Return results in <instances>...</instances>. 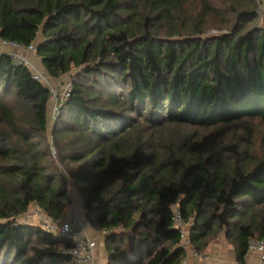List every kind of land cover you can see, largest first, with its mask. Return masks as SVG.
<instances>
[{
  "label": "trees",
  "instance_id": "16d2710c",
  "mask_svg": "<svg viewBox=\"0 0 264 264\" xmlns=\"http://www.w3.org/2000/svg\"><path fill=\"white\" fill-rule=\"evenodd\" d=\"M259 8L258 0H0V39L36 44L55 79L79 69L50 139L51 90L0 54V93L18 103L0 97V264H77L65 252L72 239L60 247L57 233L19 219L32 204L62 219L70 180L88 222L106 231L107 264H181L177 204L198 252L226 232L244 264L249 239L264 235V158L210 132L264 122ZM213 28L225 30L209 35Z\"/></svg>",
  "mask_w": 264,
  "mask_h": 264
},
{
  "label": "rangeland",
  "instance_id": "374dc122",
  "mask_svg": "<svg viewBox=\"0 0 264 264\" xmlns=\"http://www.w3.org/2000/svg\"><path fill=\"white\" fill-rule=\"evenodd\" d=\"M258 2H259V7H260L259 11L261 12V18L260 20L258 21L256 20V21L258 22L260 26L261 25L263 26L264 25V0H258ZM226 21L227 19L225 20V22ZM224 30L225 28L223 30L213 28L208 31V34L209 35L217 34L219 31H224ZM0 50H2V48H0ZM26 53L27 55H29V57L31 58L33 62V65L38 70L40 69V70L45 71L41 63V60L37 58L36 54L30 53V52H26ZM77 71H79V69L76 68L72 72L66 75H63L60 78H56V79L51 78L50 83L49 82L45 83L48 86L50 84L51 87L55 90L54 95H52L51 97L49 111H48V116H49L48 134H49L50 139H52V133H53L55 122H56L55 117L59 114L58 111L55 112V107L56 105L59 104V100H56L55 94L60 95L65 85H67V83L72 80L73 78L72 75L74 73L76 74ZM124 93H125L124 91L119 90V95H123ZM0 94H1L0 97L3 100L7 101L8 103L14 106L18 105L12 92L10 93L1 92ZM190 130L194 131L193 128ZM221 132L222 134H224V136H227L229 139L239 141L240 145H242L243 147H247L250 153L253 155L254 159L264 158V122L260 118H245L242 121L233 123L232 125L225 127L223 129L221 128V129L213 130L210 133H212L217 138V136ZM69 188H70V194L72 197V203L66 209L65 215L62 219L69 217L71 213L73 212H77L79 215V224L77 225V228H79L83 226V223L86 224V219H87V218L84 219V216L86 215V213L83 207L84 205L83 198L72 180H70ZM45 217L47 216L41 211V209L36 204H32L29 207V210L27 211V213L22 215L19 219L22 222H28V223H32L35 225H41L43 218ZM90 226L92 225L90 224ZM57 236H58L60 247H64V245L72 239V236H65V235H60V234H58ZM102 236H103L102 239L106 237L105 234H102ZM221 238H225L227 248L231 249V251L229 252V255H231L233 258L236 259L237 264H241L237 260V256L235 252V245L228 239L226 232H221L216 237L212 238L207 248H205L202 252H199L200 256L196 259H198L199 261H204V260L211 261V259H213L214 257L218 256V254H220L219 253L220 251L222 253L223 250H221L220 249L221 246L218 245V242H219L218 240H221Z\"/></svg>",
  "mask_w": 264,
  "mask_h": 264
},
{
  "label": "built area",
  "instance_id": "2783aa9c",
  "mask_svg": "<svg viewBox=\"0 0 264 264\" xmlns=\"http://www.w3.org/2000/svg\"><path fill=\"white\" fill-rule=\"evenodd\" d=\"M0 54L6 53L13 58V62L17 65H26L31 68L33 72V77L40 80L44 85L49 88L54 95L55 90L49 84L51 77L46 70H38L34 65L26 52L36 54L37 58L39 56L36 53V44L31 43L27 46L16 42H10L7 40L0 39ZM5 49V50H4ZM71 91V81L65 85L63 91L60 95L55 94L56 100H59V104L55 107V112H59V107L62 99L69 96ZM59 115V114H58ZM55 117V121L58 117ZM173 218L176 227L180 231L181 241L180 246L186 249V251H191L195 258H198L199 252L193 247L190 235H189V223L185 222L182 216V211L180 206L177 204L173 209ZM79 224V215L77 212L71 213V215L65 219L54 220L49 217L43 218L41 226L47 230L54 231L57 234L72 236V243L65 249V252L72 256L77 264H98L97 261V248L98 241L95 238L80 234L77 232V225ZM106 232V231H104ZM248 251L256 253L259 257V264H264V235L260 238L251 237L248 241ZM185 259L181 262L183 264Z\"/></svg>",
  "mask_w": 264,
  "mask_h": 264
},
{
  "label": "crops",
  "instance_id": "0c3cea01",
  "mask_svg": "<svg viewBox=\"0 0 264 264\" xmlns=\"http://www.w3.org/2000/svg\"><path fill=\"white\" fill-rule=\"evenodd\" d=\"M84 219H86V215L84 216ZM77 232L97 239L98 241L97 261L99 262L98 264H107L109 260V253L105 245L106 237L102 239L103 237L102 234H106V232L95 230L92 226H90L87 219H86V224L83 223V226L77 228ZM218 241H219L218 245L221 246L220 249L223 250V252L221 253L220 251L219 252L220 254H218V256L211 259V261L210 260L209 261L207 260L199 261L193 256L191 251H187L186 256L184 258L185 262L183 264H237L236 259L233 258L231 255H229V252L231 251V249L227 248L225 238H221V240H218ZM245 263L246 264H259L258 255L256 253L248 251L245 256Z\"/></svg>",
  "mask_w": 264,
  "mask_h": 264
}]
</instances>
